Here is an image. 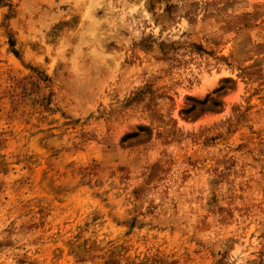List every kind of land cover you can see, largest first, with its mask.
Returning <instances> with one entry per match:
<instances>
[{
  "label": "rangeland",
  "instance_id": "rangeland-1",
  "mask_svg": "<svg viewBox=\"0 0 264 264\" xmlns=\"http://www.w3.org/2000/svg\"><path fill=\"white\" fill-rule=\"evenodd\" d=\"M0 264H264V0H0Z\"/></svg>",
  "mask_w": 264,
  "mask_h": 264
}]
</instances>
